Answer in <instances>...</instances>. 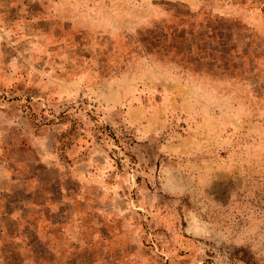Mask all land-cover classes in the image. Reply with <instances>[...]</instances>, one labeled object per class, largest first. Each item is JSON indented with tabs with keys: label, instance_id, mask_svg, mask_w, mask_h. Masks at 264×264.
I'll return each mask as SVG.
<instances>
[{
	"label": "rangeland",
	"instance_id": "374dc122",
	"mask_svg": "<svg viewBox=\"0 0 264 264\" xmlns=\"http://www.w3.org/2000/svg\"><path fill=\"white\" fill-rule=\"evenodd\" d=\"M0 264H264V0H0Z\"/></svg>",
	"mask_w": 264,
	"mask_h": 264
}]
</instances>
